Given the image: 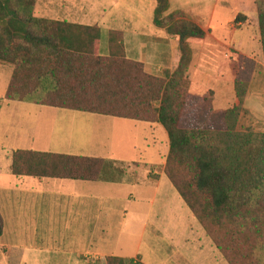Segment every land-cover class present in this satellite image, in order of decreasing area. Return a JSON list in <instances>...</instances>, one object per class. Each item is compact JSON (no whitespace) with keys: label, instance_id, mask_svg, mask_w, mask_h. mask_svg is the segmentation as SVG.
Wrapping results in <instances>:
<instances>
[{"label":"crops","instance_id":"crops-1","mask_svg":"<svg viewBox=\"0 0 264 264\" xmlns=\"http://www.w3.org/2000/svg\"><path fill=\"white\" fill-rule=\"evenodd\" d=\"M91 1L102 7V14L119 2ZM122 3L125 11L120 20V34L124 57L141 63L145 73L164 78L178 61L176 37L152 24L154 1H149L148 5ZM96 4L89 3L85 10L81 7L76 13L78 20H68L70 12H59L50 6H46L47 14L37 17L96 25L99 47L101 37L110 28L104 24L102 15L99 20L94 18ZM33 9L38 13L36 3ZM166 10V14L180 11L203 31L200 39H186L190 51L185 71L186 93L202 96L210 88L211 106L227 107L234 103L235 74L232 64L226 68L223 61L226 49L223 41L226 40L236 54L247 56L251 65L249 78L244 80L246 89L238 119L264 118V65L257 28L250 22L251 18L254 20L252 0H167ZM39 12L43 11L39 9ZM222 23L228 26H224L227 36L217 37L210 27L213 24L217 28ZM236 30L241 34L233 38ZM192 40L196 43L192 44ZM245 41L249 44L242 52ZM215 53L220 62L214 75L211 71L207 74V66L216 63L210 62L214 61ZM3 101L6 106L20 104L16 107L20 113L15 116L24 118L26 125L22 120L17 123V131L25 135L24 139L10 135V142L5 138L0 140V149L4 151L0 160L3 161L0 164V264H106L108 257L140 264H222L218 252L163 173L166 152L159 154L163 143L167 144L163 129V137L152 138L157 149L155 155L145 161L129 160L108 152L107 136L104 138L101 130L99 134L96 132L94 117L79 119L81 125H75V120L67 121V115L62 114L69 109ZM23 103L31 107L28 109ZM249 104L254 105L256 113L247 108ZM13 115L5 114L8 126ZM128 120L148 127L160 126L154 121ZM165 149L167 151V147ZM15 150L106 159L121 167L122 174L116 180L94 181L14 175L9 165L11 152ZM131 162L141 163L136 165L133 174L128 173L125 165ZM158 235L164 238L169 249L163 254L155 251L149 241Z\"/></svg>","mask_w":264,"mask_h":264},{"label":"trees","instance_id":"trees-1","mask_svg":"<svg viewBox=\"0 0 264 264\" xmlns=\"http://www.w3.org/2000/svg\"><path fill=\"white\" fill-rule=\"evenodd\" d=\"M33 1L0 0V63L13 66L3 99L159 123L167 137L163 173L204 233L229 264H264V132L236 129L246 79L233 80L235 101L223 112V130L179 128L190 59L186 39L203 36L196 24L187 18L172 20L171 14L164 24L166 0H154L152 24L176 37L179 52L164 81L124 57L117 30L107 31V52L101 57L94 53L99 42L96 25L35 17ZM253 3L264 65V0ZM72 75L75 86L58 79ZM43 94L55 99L43 102ZM9 170L14 175L85 181L116 180L122 174L110 160L26 150L11 152ZM255 249L256 256L251 254ZM105 262L140 264L116 257Z\"/></svg>","mask_w":264,"mask_h":264},{"label":"rangeland","instance_id":"rangeland-1","mask_svg":"<svg viewBox=\"0 0 264 264\" xmlns=\"http://www.w3.org/2000/svg\"><path fill=\"white\" fill-rule=\"evenodd\" d=\"M119 2L116 3L114 6L112 5L110 10H106L104 14H102V7L99 6V4L92 3L93 1L91 0H34V3H36V7L38 8V13H35V10L32 7L31 13L33 16H44L46 13V6H50V9H58L59 12H65L68 13L70 12L71 16L66 17L68 20H78L76 18V13L77 11L81 8V10H85L84 8H88L87 5L90 3L91 5H94V18L95 19H102L104 21V24L107 25L108 28L117 30L120 34V27H121V17H124V7L122 6V2H130L132 4H142V5H148L149 1L153 2L154 0H118ZM253 2V0H252ZM231 3V1L228 3V5ZM45 5V7H44ZM254 5V15L252 20L251 18V25L252 27L256 26L257 28V14H256V9H255V4ZM154 6H155V1H154ZM154 8V7H153ZM166 8H167V0H166ZM39 9L42 10V14L39 12ZM91 8H89L90 10ZM153 11V9H152ZM166 9L161 13L162 20L166 18L169 14L172 15V20H181L185 19L186 17L184 16L183 13L180 11H173L168 14H166ZM175 12H180V13H175ZM75 13V14H72ZM239 17V14L236 15ZM236 17V18H237ZM165 21L163 22L164 24L169 23V20L171 19H164ZM152 21V20H151ZM236 21H234L235 23ZM104 25V26H105ZM216 25H211L210 29H212V33H214L215 36L217 37H222V35L227 36V32L225 31L226 26L224 23L218 25L219 27H215ZM235 27L234 25H231ZM230 26V28H231ZM238 27V26H237ZM109 29V30H110ZM241 34L238 30H236L233 38H237L238 35ZM106 34L101 37L100 39V45L98 48L94 49V53L97 55L102 56V52H106ZM210 38V37H209ZM196 43V40H192L191 42ZM224 45H226V49L224 52L225 60V66L226 68L229 67L232 64L231 69H233V73L235 74V78L238 80L243 79H248L250 72V60L249 58L240 54H236V50L233 49V46L231 43H228L226 40L223 41ZM249 43H246L245 41V46L242 47L240 50L242 52H245L247 46ZM251 46V44L249 45ZM196 48V46H193ZM194 48V50H195ZM198 49V47H197ZM216 53L214 55V61H210L211 64L216 62L214 65L207 66V74H215L214 69L216 68V65L219 61V59L216 57ZM212 60V59H211ZM236 65V66H235ZM12 65L6 64V63H0V140L1 139H6V141L10 142V135L14 136L15 138H20L24 139V134L17 131L19 130L18 122L24 118H17L15 115L17 113H20L19 110L16 109L17 103H12L8 104L6 106L5 102L3 101V92L5 89V86L7 84V81L9 80L10 77V72L12 69ZM210 69V70H208ZM173 71V70H172ZM171 71V72H172ZM208 71H211L209 73ZM171 72L165 73V77L161 78L164 81H167L169 78V75ZM164 72L162 71V74ZM205 73H202L201 75H205ZM155 77V76H154ZM159 78V77H157ZM60 81L67 80L69 82L70 86H75L77 85L76 79L74 76H70V78H65L64 76L58 78ZM31 83V82H29ZM211 86V85H210ZM182 89V88H181ZM186 90V86H185ZM76 91V89H75ZM182 91V90H181ZM212 95V90L208 88L207 90L204 91V94L202 96L200 95H195L194 93H186L184 101H182L183 105L181 106V110L179 112L178 116V122L177 125L179 128L182 129H200V130H209V131H221L224 128L223 124V112L225 109L229 108L231 105H225L221 104L218 105L216 104L217 107H213L210 104V97ZM2 97V98H1ZM41 101L44 102V99L49 101L50 99H55L52 96L45 97V94L40 97ZM235 101V100H234ZM264 103V99L262 100ZM250 103V102H248ZM22 105H26L29 109L30 104L29 103H23ZM219 106L223 108H219ZM119 108V107H117ZM253 113H256L254 105H250L247 107ZM12 113L14 114L13 117L10 119V125H7V120L5 114ZM132 111H130V114ZM62 114L67 115V121L68 119L70 120H75V125H78L79 119L80 121L82 119H90L94 117L96 119L95 125H96V132L99 134V130L102 131L103 135L106 138V145L109 146L108 152L112 156L116 157H123L127 158L129 160H140V161H145L148 160L149 156H153L156 153V145H154V139L152 138H161L163 137L164 133L163 130L160 126L158 127H148L142 122H136L133 120H128V119H119V118H112V117H105L101 115H93V114H88V113H82L78 111H65L62 112ZM62 117V116H61ZM243 117V116H242ZM245 117V116H244ZM23 124L26 125V121L22 120ZM83 124V123H82ZM81 125V124H80ZM236 129L238 131H252V132H264V118L259 117L258 119H249V118H240L236 119ZM55 137L57 135L53 136L52 141H55ZM158 139V138H157ZM165 147H167V144L163 143V147L159 151V154L163 155L166 152ZM106 150V149H105ZM113 152V153H112ZM4 151L0 149V160L3 158ZM166 155V154H165ZM3 161L0 162L2 165ZM140 162H131L127 163L126 168L128 170V173L132 171V174L135 173L136 171V165L138 166ZM118 164V163H117ZM141 164V163H140ZM145 165V164H144ZM131 176V175H130ZM129 176V177H130ZM115 179V178H114ZM201 227V226H200ZM202 229V227H201ZM203 231V229H202ZM204 232V231H203ZM254 233V230H252V234ZM205 234V233H204ZM207 237V235L205 234ZM218 236L224 237L222 231L218 232ZM208 238V237H207ZM151 245H153L155 251L158 250V253L160 252L163 254L166 250H169L166 244V241L164 238L161 236H156L153 239L149 240ZM208 241L210 245L216 249L218 252V258L221 261L222 264H229L226 258V255H223V252L218 250L215 246V244L208 238ZM225 244V243H224ZM260 244L259 242L256 243V247H258ZM252 255L256 256V249L251 252ZM255 260V259H254ZM219 261V262H220ZM253 261V260H252ZM253 263V262H252Z\"/></svg>","mask_w":264,"mask_h":264}]
</instances>
